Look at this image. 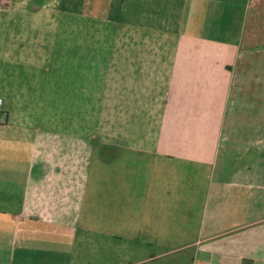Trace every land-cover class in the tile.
Here are the masks:
<instances>
[{
  "label": "crops",
  "instance_id": "0c3cea01",
  "mask_svg": "<svg viewBox=\"0 0 264 264\" xmlns=\"http://www.w3.org/2000/svg\"><path fill=\"white\" fill-rule=\"evenodd\" d=\"M125 12L95 119H33L25 103L0 120V264H84L88 235L111 264H264V0ZM21 43L20 61L49 64L53 37ZM123 91L128 108L153 100L158 130L114 115Z\"/></svg>",
  "mask_w": 264,
  "mask_h": 264
},
{
  "label": "rangeland",
  "instance_id": "374dc122",
  "mask_svg": "<svg viewBox=\"0 0 264 264\" xmlns=\"http://www.w3.org/2000/svg\"><path fill=\"white\" fill-rule=\"evenodd\" d=\"M126 3L127 0H0V120L7 119L6 112L9 119H18L20 109L28 110L25 103L33 104L29 108L33 119L79 117L87 119L88 123L95 119L97 112L92 107L95 80H101L107 87L112 81L109 75L96 76V68L109 66L111 53H115L112 41L126 34ZM35 6L40 11H35ZM41 11L43 15L38 20L34 15ZM41 36L53 37L54 44L49 45L53 53L49 64L38 61L35 67L33 61H20L21 41L29 42L21 54H30L31 41ZM41 48L42 45H35L34 51L43 53ZM43 48L46 50L48 46ZM167 51L173 52L171 43ZM46 66L54 68V75L44 73ZM125 78L119 77L122 81ZM22 88L27 92H19ZM119 94V107L114 115L120 120L134 119L133 125L129 124L131 132L158 130L154 120L159 114H155L157 108L153 107V100L145 97V105L150 106L128 108L126 92ZM23 95L26 100L21 99ZM105 111L110 113L109 108ZM140 119L143 124L139 123ZM135 124L145 129H135ZM86 238L83 263L111 264V252L105 247L106 252L95 251L90 242L94 237Z\"/></svg>",
  "mask_w": 264,
  "mask_h": 264
}]
</instances>
